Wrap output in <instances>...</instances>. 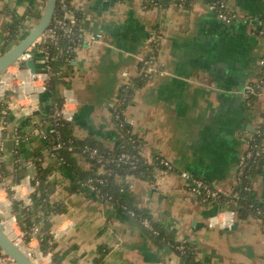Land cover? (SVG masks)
<instances>
[{
  "label": "crops",
  "instance_id": "obj_1",
  "mask_svg": "<svg viewBox=\"0 0 264 264\" xmlns=\"http://www.w3.org/2000/svg\"><path fill=\"white\" fill-rule=\"evenodd\" d=\"M5 1L0 0L2 53L9 25L20 19V39L38 23L46 3L15 0L7 8L2 6ZM186 1L184 5L167 0L146 8L144 0H71L84 16V38L98 34L100 38L76 48L75 58L60 72L55 100L46 91L32 99L22 100L13 91L0 97V105L5 103L10 112L7 124L0 119L4 146L0 193L11 208L13 201L32 204L40 185L35 149L43 139L38 124L59 100L66 104L74 136L115 148L124 139L113 116L118 91L145 70L144 60L149 58L154 72L135 92L124 115L148 160L165 158L174 170L157 166L152 179L129 176L125 181L137 196V205L172 232L175 242L194 245L202 264H264L262 219L251 215L240 219L232 216L230 205L201 201L180 176L188 171L222 193H231L237 183L247 139L264 115V96L251 99L248 94L261 75L264 0H223L237 15L229 23L206 1ZM19 8L30 11L22 13ZM21 73L29 78L28 71ZM37 110L40 114L35 115ZM77 158L82 168H88L82 155ZM43 162L55 165L47 180L49 200L66 208L49 218L55 252L65 256L62 264H182L181 254L169 241L155 238L149 228L108 200L86 191L69 193L72 175L55 159L46 157ZM21 170L24 175L19 179ZM253 186L264 204V167ZM1 195L2 214L9 217V202ZM16 224L10 225L14 237L17 227L23 233ZM41 230L32 233L28 245L39 261L51 264L52 254L44 255L40 249Z\"/></svg>",
  "mask_w": 264,
  "mask_h": 264
},
{
  "label": "trees",
  "instance_id": "obj_2",
  "mask_svg": "<svg viewBox=\"0 0 264 264\" xmlns=\"http://www.w3.org/2000/svg\"><path fill=\"white\" fill-rule=\"evenodd\" d=\"M163 1L167 0H144V4L146 8H150L152 6L160 5ZM169 1H174L176 3L184 5L187 2L186 0ZM66 9L72 10L77 18V22L73 25V33L64 34V31L59 29L57 31L58 37L56 38V40L48 41L47 43L42 45L50 55V69L48 71L49 77L46 80V92L50 93L54 100L56 88L60 83V72L65 65L70 64V62L75 58L76 48L82 43V23L84 16L81 12L77 11L72 6L71 0H67ZM66 9L62 10L60 4L57 5L55 14L53 16L52 25L54 24L55 19L58 16H64V12L66 11ZM20 27V19L15 20L14 23L9 25L6 37L7 41L3 49L4 52L6 51V49H9L12 41H17L19 39ZM262 30H264V27ZM148 59H145L144 62ZM145 70L142 71L138 77L131 78L128 83L123 84L118 91L117 101L113 108V113L119 112L120 114V121L115 122L119 130L124 135V139L121 140L115 148L111 150L105 149L101 146H96L94 144L79 140L76 136L73 135L70 123L67 122V120H65L63 117L57 119L54 116V112L56 109L55 106L51 110H49L48 117L44 119L46 122L42 120L38 124V131L41 129L47 130L51 127L54 130L53 132H49L45 138H42V143L35 149V164L38 170L37 176L40 185L37 189L36 194L33 196V202L31 205L22 206L19 202L13 201L12 208L14 210V216L16 218V221L18 222V225L20 226L23 233H25L24 241L27 244L32 239L33 228L36 226L41 227V234H39L40 249L44 255L52 254L51 264H62V260L65 256L64 254L55 252L56 242L54 235L50 230L51 222L49 218L52 214L62 212L66 208L62 204L51 203L49 200V189L46 188L47 180L52 173L55 165L50 163L46 166H43V161L46 159V157L47 159H55L58 164L60 163L59 165H61L63 169H65L72 175L70 186L68 189L69 193L86 191L90 195L96 197H100L99 194H101L103 195L101 199L115 203L117 207H119L125 213L129 214L122 208V206H127L129 209L133 210L136 213V216H134L133 218L139 221L140 224L141 218H147L152 222L153 229H150L152 234L158 240L165 239L169 241V243L172 244L173 248L178 250L181 254L183 258L182 264H202L197 259V249L194 245L175 242L174 238L172 237V232L167 231L156 222H154L149 212L137 205V196L132 193L130 184L125 180L120 182V179H123L125 174L127 173L125 168L116 169V171L118 172L117 176H110L107 172L102 173L100 168H103L106 171V169H112L115 168V166L113 164H106L103 167L101 164L91 159L87 153L83 152V148L86 145H89L98 148L109 158L117 157L122 151L138 154V148L130 142L129 136L134 138V140L136 141V145L141 144L140 139L137 135L132 134L131 125L126 121L124 114L127 106L132 102L135 92L138 89L144 87L150 79L151 75L147 74ZM62 105L63 100H59L57 107H61ZM6 108L7 107L5 103H2L0 105V119L8 122L10 112H8V114H3L1 112ZM128 131H130V133ZM58 143H61V147L59 149H55ZM78 154L82 155V157L87 160L89 165L88 168L84 169L80 166L77 158ZM138 157L139 161L137 164V169L129 171L128 173L144 179H152L154 177L155 167L160 165L159 159H154V162H152L151 164L150 162H147L144 157L139 156V154ZM263 167L264 155L254 163L250 159L246 164V169L241 181H237L233 189V192L237 193L238 195V206L236 208V211L237 217L240 219L246 218L251 215L261 218L264 221V216L259 215L256 211L258 208L264 210V204L261 203L258 199L256 190L253 186L255 177L262 171ZM19 174V179H21L24 175L23 170H21ZM96 177L101 178L103 181L101 183H95L98 189L96 192L90 191L85 186V183L89 179H95ZM9 194H12V192L10 191ZM224 199L225 197L218 203L223 205ZM210 201L211 200H207L205 202Z\"/></svg>",
  "mask_w": 264,
  "mask_h": 264
},
{
  "label": "built area",
  "instance_id": "obj_3",
  "mask_svg": "<svg viewBox=\"0 0 264 264\" xmlns=\"http://www.w3.org/2000/svg\"><path fill=\"white\" fill-rule=\"evenodd\" d=\"M156 1V0H153ZM208 4L209 8L214 11L218 17L223 20L224 22H232L236 18V13L230 10V6L224 2L223 0H204ZM60 4V7L62 10L67 8V0H57V5ZM77 22V18L72 10L66 9L64 12V16L60 17L58 16L55 19L54 24L53 19L49 27L45 30V32L41 35V37L33 44L32 47L28 49L26 53H24L18 62L13 64L8 68L7 73L0 78V97L6 96L7 92L13 91L16 94V97L18 98H28L32 99L34 95H37L40 91H46V80L49 77V73H31L29 69L24 68L23 61L26 60L28 57H30L29 50H32V48H36L38 50V54L42 56V60L45 62V65L43 67L47 68L49 71L50 65V55L49 52L46 51V49L42 46L43 44L47 43L48 41L56 40L58 37L57 31L59 29L64 31V34H72L73 33V25ZM262 35L264 34V30H261L260 32ZM100 38V34L93 36L92 38H84L82 35L81 42L84 44H90L92 42L98 41ZM81 43V44H82ZM79 46V45H78ZM260 66H261V75L257 82L250 86L248 88V94L251 95V99H254L255 97L259 95L264 96V55L260 58ZM145 64L147 65V68L145 72L149 75H151L154 72V67L152 65V60H146ZM42 67V66H41ZM28 71L29 72V78L23 77L22 71ZM254 97V98H253ZM117 99L115 100L116 104ZM38 103V101H37ZM115 106V105H114ZM31 112H33L32 109H30ZM3 114H8L9 109L6 108L1 111ZM54 116L59 118H64L65 120H69L67 114V107L66 104L62 105L61 107H56ZM114 120L120 121V114L119 112L113 113ZM44 122H46L44 120ZM8 122L4 121V125ZM53 128H49L47 130L41 129L38 131V134L41 138H45L49 132H53ZM130 133V131H128ZM132 132V130H131ZM132 134H134L132 132ZM259 141H257V140ZM129 140L134 146H137L138 148V154L139 156H142L145 158L147 162H154V159L152 161L148 160V158L143 154L141 149V144L136 145V141L134 138L129 136ZM61 147V143H58V145L55 147V149H59ZM4 150L3 142H2V135L0 133V160H1V153ZM83 152L87 153L89 157L93 160H95L97 163L101 164L103 167L106 164H113L115 168L112 169H106V171L103 168L101 169V172H107L110 176H117L116 169H123L127 171L123 179H120V182L123 180H126L129 176H132L133 174H129V171L137 169V164L139 161L138 154H134L127 151H122L117 157L109 158L106 156L105 153L101 152L98 148L86 145L83 148ZM264 155V115L262 118V122L255 128L252 135L247 139V149L242 158L239 161L238 164V170H237V181L240 182L242 179V176L246 169V164L251 159L252 162H256L258 159L262 158ZM159 166L164 167L165 170L170 171L174 170V167L170 161H168L165 158L159 159ZM180 176L182 179L185 180V182L188 184L191 193L193 196L199 198L201 201L205 202L207 200H211L214 202H220L224 197V206H232L231 214L234 217H237V211L236 208L238 206V195L235 192L231 193H222L221 191L213 188L208 182L204 181L203 179H200L198 177H194L192 174H190L188 171H183L180 173ZM103 180L99 177H96L95 179H89L85 186L90 190L96 192L97 185L95 183L102 182ZM99 198L101 199L103 195L99 194ZM10 203V201H8ZM11 204V203H10ZM115 204V203H114ZM116 205V204H115ZM119 206V205H118ZM124 210H126L132 217L136 216V213L129 209L127 206H122ZM257 213L259 215L264 216V210L261 208H258ZM15 217V216H14ZM16 221V218H15ZM141 224L149 229H153L152 222L147 218H141ZM262 224L264 226V221L262 220ZM40 231V226H36L33 228L32 233H37ZM25 233H22V237L24 239ZM55 238V237H54ZM18 242V241H16ZM22 242V241H21ZM25 241L23 240L22 243ZM30 246V245H28ZM182 248V247H180ZM29 255L32 257V253L29 252ZM33 258V257H32ZM34 259V258H33ZM35 260V259H34ZM0 264H18L11 256L7 255L3 251L0 250Z\"/></svg>",
  "mask_w": 264,
  "mask_h": 264
},
{
  "label": "water",
  "instance_id": "obj_4",
  "mask_svg": "<svg viewBox=\"0 0 264 264\" xmlns=\"http://www.w3.org/2000/svg\"><path fill=\"white\" fill-rule=\"evenodd\" d=\"M57 7V0H46L44 9L38 23L32 27L15 44L0 55V78L8 71V68L18 62L20 57L28 51L30 47L41 37L52 22ZM30 57L23 61L24 68L29 69L31 73H47V68L43 67L45 62L38 50L34 47L29 50ZM42 66V67H41ZM52 101V100H51ZM40 114V110L34 112ZM22 116L21 119H24ZM13 210L10 207V218H14ZM7 216L0 213V249L11 256L18 264H37L35 260L12 238L5 230Z\"/></svg>",
  "mask_w": 264,
  "mask_h": 264
},
{
  "label": "rangeland",
  "instance_id": "obj_5",
  "mask_svg": "<svg viewBox=\"0 0 264 264\" xmlns=\"http://www.w3.org/2000/svg\"><path fill=\"white\" fill-rule=\"evenodd\" d=\"M2 2H3V0H1ZM14 1L15 0H7V1H5L3 4H2V6L3 5H5L6 4V7L8 8H11L12 7V5H13V3H14ZM21 8H19V10H20ZM23 9H21L20 10V12H22V13H25V12H29L30 10L28 9V8H25L23 11H22ZM0 21H1V19H0ZM14 22V21H13ZM7 23V21H5L4 22V25H7L6 24ZM26 27V26H25ZM27 27H28V24H27ZM28 29V28H27ZM14 42H16V41H12V43L10 44V46H12L13 44H14ZM2 54V51L0 52V55ZM0 195H1V193H0ZM2 196V198L4 199V200H6V201H8V198H7V196H5V194L4 195H1ZM9 207H10V203H9ZM15 223H16V221H15ZM17 225V224H16ZM17 227V226H16ZM10 236H13V233H11V235ZM17 237L15 238L16 240L15 241H22L23 242V237H22V232L19 230V228L17 227V235H16ZM24 245H25V247H27V248H29V249H31V248H33V246H28V244L26 243V242H24L23 243ZM40 255L42 256V254L40 253ZM32 257L36 260L37 258H38V256L36 255V254H33L32 253ZM43 257V256H42ZM38 263L40 262L39 261V259H37L36 260ZM39 264H42V262H40ZM43 264H45V263H43ZM46 264H49V262H48V260H47V262H46Z\"/></svg>",
  "mask_w": 264,
  "mask_h": 264
},
{
  "label": "bare ground",
  "instance_id": "obj_6",
  "mask_svg": "<svg viewBox=\"0 0 264 264\" xmlns=\"http://www.w3.org/2000/svg\"><path fill=\"white\" fill-rule=\"evenodd\" d=\"M0 203H2L1 201H0ZM2 209L0 208V213L2 214V211H1ZM7 212H8V208H7ZM6 212V213H7ZM9 213V212H8ZM9 215H10V213H9ZM15 221V219L14 218H10V216L7 218V220H6V222H5V230H6V232L9 234V235H11V233L13 232V230L12 229H14V228H12L10 225H11V223L12 222H14ZM15 225H16V223H15ZM14 225V226H15ZM15 235V234H14ZM17 235V234H16ZM12 238H14V240H16L15 238L17 237V236H11ZM18 244L29 254V252L30 253H33V254H36L37 255V253H36V250L34 249V248H31V249H29V248H27V247H25V245L21 242V241H18ZM38 259V258H37ZM36 259V260H37ZM35 260V262L37 263V264H39L40 262H42V261H40L39 263L37 262ZM44 262H42V264H43Z\"/></svg>",
  "mask_w": 264,
  "mask_h": 264
}]
</instances>
